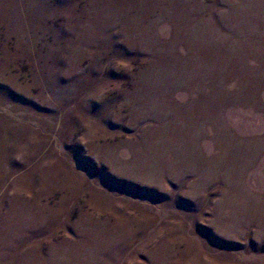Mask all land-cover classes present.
<instances>
[{"label":"rangeland","instance_id":"1","mask_svg":"<svg viewBox=\"0 0 264 264\" xmlns=\"http://www.w3.org/2000/svg\"><path fill=\"white\" fill-rule=\"evenodd\" d=\"M0 264H264V0H0Z\"/></svg>","mask_w":264,"mask_h":264}]
</instances>
